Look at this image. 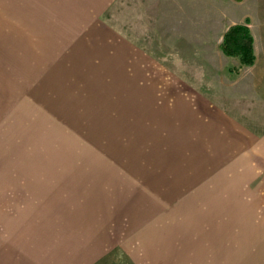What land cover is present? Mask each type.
Instances as JSON below:
<instances>
[{
    "label": "rangeland",
    "instance_id": "1",
    "mask_svg": "<svg viewBox=\"0 0 264 264\" xmlns=\"http://www.w3.org/2000/svg\"><path fill=\"white\" fill-rule=\"evenodd\" d=\"M28 2L0 0V264L11 232H74L75 264H264V0H116L105 44L37 34Z\"/></svg>",
    "mask_w": 264,
    "mask_h": 264
},
{
    "label": "crops",
    "instance_id": "2",
    "mask_svg": "<svg viewBox=\"0 0 264 264\" xmlns=\"http://www.w3.org/2000/svg\"><path fill=\"white\" fill-rule=\"evenodd\" d=\"M115 1L30 0L28 25L59 43L69 42L72 31L74 42L105 44L110 30L104 15ZM76 243L74 232H11L3 264H75Z\"/></svg>",
    "mask_w": 264,
    "mask_h": 264
},
{
    "label": "trees",
    "instance_id": "3",
    "mask_svg": "<svg viewBox=\"0 0 264 264\" xmlns=\"http://www.w3.org/2000/svg\"><path fill=\"white\" fill-rule=\"evenodd\" d=\"M220 49L227 56H238L240 66L230 69L232 73H241V67L251 66L255 62L253 36L245 24H236L229 27L220 43Z\"/></svg>",
    "mask_w": 264,
    "mask_h": 264
}]
</instances>
